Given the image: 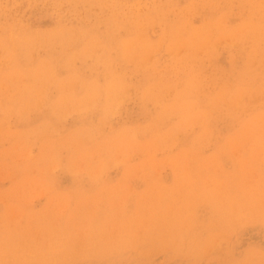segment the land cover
Masks as SVG:
<instances>
[{"label":"rangeland","instance_id":"obj_1","mask_svg":"<svg viewBox=\"0 0 264 264\" xmlns=\"http://www.w3.org/2000/svg\"><path fill=\"white\" fill-rule=\"evenodd\" d=\"M263 133L264 0H0V264H264Z\"/></svg>","mask_w":264,"mask_h":264},{"label":"bare ground","instance_id":"obj_2","mask_svg":"<svg viewBox=\"0 0 264 264\" xmlns=\"http://www.w3.org/2000/svg\"><path fill=\"white\" fill-rule=\"evenodd\" d=\"M116 88H117V87H116ZM198 112H200V111H198ZM194 115H195V114H194ZM194 115H193V116H194ZM195 116H196V115H195ZM195 116H194V117H195ZM200 117H202V116H200ZM198 119H199V116H198ZM199 120H200V119H199ZM196 125H197V124H196ZM263 134H264V133H263ZM261 138H262V137H261ZM29 183H30V182H29ZM34 183H35V182H34ZM33 185H34V184H33ZM28 186H30V185H28ZM22 187H23V186H22ZM30 187H31V186H30ZM23 188H24V187H23ZM33 188H34V187H33ZM33 188H32V189H33ZM35 188H37V187H35Z\"/></svg>","mask_w":264,"mask_h":264}]
</instances>
